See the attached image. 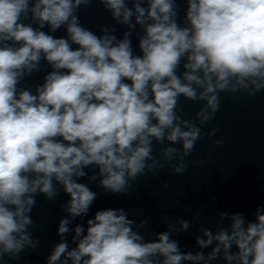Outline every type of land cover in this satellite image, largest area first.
I'll use <instances>...</instances> for the list:
<instances>
[{
  "label": "clouds",
  "instance_id": "obj_1",
  "mask_svg": "<svg viewBox=\"0 0 264 264\" xmlns=\"http://www.w3.org/2000/svg\"><path fill=\"white\" fill-rule=\"evenodd\" d=\"M98 2L115 21L100 34L78 15L93 0H0V264L39 248L37 196L61 190L66 216L46 264H264V205L253 220L222 211L214 228L199 225L196 251L173 238L192 226L181 217L162 216L166 230L150 239L149 219L124 208L72 226L98 198L89 184L128 196L140 177L183 175L222 96L264 93V0ZM41 72L42 83L23 86ZM182 98L200 105L192 119Z\"/></svg>",
  "mask_w": 264,
  "mask_h": 264
}]
</instances>
